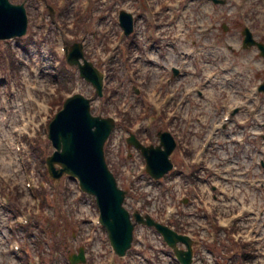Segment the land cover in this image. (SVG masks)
<instances>
[{
	"label": "rangeland",
	"instance_id": "obj_1",
	"mask_svg": "<svg viewBox=\"0 0 264 264\" xmlns=\"http://www.w3.org/2000/svg\"><path fill=\"white\" fill-rule=\"evenodd\" d=\"M13 1L24 3L29 20L33 23H36L39 18L40 1H43L45 4L51 5L53 9H55L53 19L55 27L53 26V28H55V30L58 29L60 35L66 36L71 40L73 37L76 39L79 36H86L85 57L88 59H94L93 54H97L95 57L96 60H93V62H95L100 69H104L106 74L102 97L91 101L90 109L93 114L101 116L116 115L120 118V122H118L119 128L125 131H132L136 133L140 139L145 141L158 142L156 135L157 131L171 130L175 134L183 136L181 139L182 145L190 148V143L194 138L193 133L196 126H192L193 131L186 137V135H184L186 132V129L184 128H186V126H184L183 122L179 124V119H177L175 125L169 126L164 121V111H161L158 115H156L149 100V98L152 97L148 94V90H150L154 81L153 74L156 70L161 68L159 65L161 61H148L146 55L153 51H157L158 57L162 58L164 54H166L163 50V46L170 40V35L162 32L160 34V38L157 39L156 46L151 48L145 47L144 41L139 40L140 38L126 42L123 40L121 45L117 47L116 55L113 57L112 54L108 55L111 49L105 45L107 40L113 38L112 29L109 32H104L105 27H107L109 23L108 17L101 19L99 16L104 15L108 11L110 12L114 6L127 0ZM136 1L139 0H135V2ZM84 4L88 5L87 8L83 7ZM81 11H84L85 13H83L80 17ZM164 12L165 11L160 12V19L165 18V15H163ZM190 16L191 18H194V21L196 20V16H198L202 19L210 18V22L212 23L219 22L221 24H225L227 27L225 32L219 28L214 35L216 43H220V46L221 42L225 41V39L229 36L235 34L237 36V33H240L244 26L249 27L255 39L264 43V0H225L224 4H214L204 0L198 2L195 8H193V11L188 10L183 21L188 20ZM74 20L75 22L73 23ZM70 23H72V26ZM30 25L32 26L33 24L30 23ZM100 28H102V30H100ZM116 30L117 29H115V31ZM30 41L31 43L29 42V47H32V49L30 50V54L28 53V57L31 62L36 55L43 60L45 53L50 54L47 45L52 48L53 42L49 39H42L38 34H36V36L33 35ZM158 45L161 46L157 48ZM100 46L101 48L98 49ZM7 47L9 46L6 44H0V49H5ZM33 48H37V52H35ZM172 49L174 52H177V46H173ZM4 52H8L9 54V51L6 49ZM41 53L42 55H40ZM203 56L207 58L217 57L216 54L211 55L210 52H203ZM17 60H15L16 67L14 71V78L16 87L18 86V88H21V91L18 90V92L20 94H24L26 80L23 78V70H26V73L29 75L28 81L30 80V82L34 80L33 78L35 77V74H30L26 65L21 64V62H18L17 67ZM60 61L61 79L55 90V99L58 98L62 100L66 94L75 91L81 92L86 97H92L94 94L93 88L90 84L86 83L79 77L76 67L68 66L62 58ZM41 70L47 73L48 68L47 66H44V69L42 67ZM156 74L157 73H155V75ZM135 86H139L142 89V98L140 102H137V97L135 96ZM16 87L15 89H18ZM215 90H218L217 86L215 87ZM21 98H23V95H21ZM199 101H204L203 104L200 105L201 109H203L204 105L207 106L208 102L205 99H201ZM195 102L196 100L189 102L188 108L191 109ZM25 107H27V105H25ZM138 110L139 112H137ZM202 111L200 110V112ZM121 139L122 137H117V144L119 145L117 151H115V148H110L109 146L105 147L106 159H108L109 166L117 177L118 166L122 161L120 150L122 144ZM42 147L45 154H48L52 150L49 142L46 143L44 141ZM226 147L228 148L227 145ZM185 150L187 152L186 154H189L190 150ZM228 154L230 155L231 152L229 151ZM36 156L39 157L37 153ZM170 157L172 161L176 163L177 169H180L181 163H179L177 151H174ZM43 161L44 160L41 161L38 159V166L40 168L43 166ZM119 179L122 180L120 175ZM68 184L70 187H73L76 185V181L69 179ZM58 186L60 188L58 201L59 204H61L65 198V193L61 187V182H59ZM51 191L52 189L48 192ZM132 196L135 197V192L132 193ZM81 205L82 203L76 204V208L80 210ZM62 220L63 221L56 226V229H60L61 231L60 239L63 245L65 237L69 232V226L66 216L62 218Z\"/></svg>",
	"mask_w": 264,
	"mask_h": 264
},
{
	"label": "water",
	"instance_id": "obj_2",
	"mask_svg": "<svg viewBox=\"0 0 264 264\" xmlns=\"http://www.w3.org/2000/svg\"><path fill=\"white\" fill-rule=\"evenodd\" d=\"M25 26L23 7L11 5L7 0H0V39L23 34ZM80 57H82L80 44H72L68 48V63L76 64L80 75L93 84L97 95H101V73L85 59L81 64ZM113 125L111 118L91 115L88 98L81 94L72 95L66 99L63 107L49 123L48 137L54 150L47 157L46 163L54 180L57 181L63 174L75 176L82 190L95 197L100 212V221L108 233L110 242L115 251L123 255L130 246L133 224L122 206L124 191L117 187L104 159L103 145ZM160 138L164 150L160 146L144 147L134 136L128 139L141 149L146 159L147 170L154 177H160L171 168L167 155L173 148L174 142L166 132L161 133ZM135 218L142 221L138 215ZM143 222L154 224L172 246L177 240L184 241L188 250H176V252L184 264L189 262L190 241L186 237L177 235L149 218ZM78 260H82L81 253L70 257L72 263Z\"/></svg>",
	"mask_w": 264,
	"mask_h": 264
},
{
	"label": "bare ground",
	"instance_id": "obj_3",
	"mask_svg": "<svg viewBox=\"0 0 264 264\" xmlns=\"http://www.w3.org/2000/svg\"><path fill=\"white\" fill-rule=\"evenodd\" d=\"M179 48H180L181 50H183V48H184V47H183V46H180ZM169 55H173V54L169 53ZM36 72H40V70H39V69H37V70H36ZM24 76H25V78H26V77H27V74L25 73V75H24ZM207 91H211V87H210V88H208V90H207ZM27 95L31 96L32 94H31V92H30V91H28V92H27ZM19 100H20V99H19ZM19 100H18V101H17V102L14 104L15 106H17V104L19 103ZM19 108H20V107H19ZM1 126H2V125H0V127H1Z\"/></svg>",
	"mask_w": 264,
	"mask_h": 264
}]
</instances>
